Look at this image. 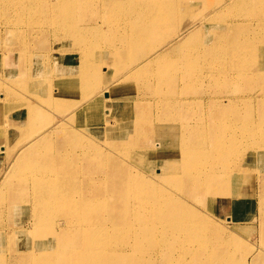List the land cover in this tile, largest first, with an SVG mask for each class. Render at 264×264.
Here are the masks:
<instances>
[{"label": "rangeland", "instance_id": "1", "mask_svg": "<svg viewBox=\"0 0 264 264\" xmlns=\"http://www.w3.org/2000/svg\"><path fill=\"white\" fill-rule=\"evenodd\" d=\"M115 1L0 0V264H60L57 252L68 251L71 255H63L71 262L62 264H89L95 258L110 260L118 242L132 252L141 245L151 247L153 235L137 237L131 229L137 222L134 213L140 209L134 210L135 196L145 199L141 208L148 222L161 219L172 229L178 244L174 259L191 260L185 250L191 244L204 247L201 242L206 240L208 255L223 259L224 264H264V71H260L264 57L259 53L264 48V0H150V7L143 4L147 0H138L136 10H128L132 8L128 0H121L125 14L122 7L115 8ZM173 8L176 17L165 15ZM156 11L158 19L151 16L150 26H154L149 33L141 29L142 23L133 22L141 12L140 17ZM192 30L196 36L185 42L187 31ZM177 33L172 44L178 49L165 59H153L169 49L171 35ZM206 43L214 45L205 53L201 49ZM137 63L135 70L132 66ZM68 64L79 70L66 71L72 72L70 77L75 74L80 85L59 97L54 83ZM24 68L29 70L25 76L19 74ZM105 88L114 91L112 115L106 111L111 102L104 103V94H100ZM74 94H80L85 104L81 118L70 113ZM229 96L238 100L230 101ZM218 99L223 102L216 103ZM27 101L36 103L40 113L19 124L28 114L27 108L21 109ZM184 143H190V153H181ZM198 175L205 179L195 180ZM231 191L242 193L234 200L245 203L234 214L248 213L250 207L252 212V217L245 213L236 220L238 227L225 218L231 202L218 215L212 210V197ZM161 201L168 205L160 210L152 205ZM189 205L199 209L204 219L199 217L191 229L181 232L180 212ZM71 208L74 212L69 214ZM36 223H40L42 236L33 234ZM221 225L230 233L221 231L217 227ZM85 226L95 228L85 230ZM24 228L32 235L24 237L18 232ZM37 237L50 245L40 246ZM90 237L100 241L98 248L86 247ZM163 263L162 256L135 262Z\"/></svg>", "mask_w": 264, "mask_h": 264}, {"label": "bare ground", "instance_id": "2", "mask_svg": "<svg viewBox=\"0 0 264 264\" xmlns=\"http://www.w3.org/2000/svg\"><path fill=\"white\" fill-rule=\"evenodd\" d=\"M152 1V0H151ZM165 1V0H164ZM211 1V0H210ZM241 1H243V2H245L246 0H238V2H241ZM19 2V1H18ZM104 2H106V1H104ZM121 2V3H120ZM140 2V1H139ZM139 2H138V0H128V3L127 4H129L130 5V7H132V8H128V10L130 9V10H136L135 9V7L137 6V5H139ZM176 2V1H175ZM180 2V1H179ZM222 2V1H221ZM226 2V1H225ZM0 3H2V2H0ZM11 3V2H10ZM107 3H111V2H107ZM115 4H113L114 6H115V8L116 9H119L120 7H122V10H123V14H125V5H123V1H121V0H117V2L115 1L114 2ZM161 3V2H160ZM203 3V2H202ZM27 4V3H26ZM143 4H145L146 6H148V7H150V5L149 4H151L150 3V0H147V1H144V3ZM181 4V3H180ZM220 4V3H219ZM226 4V3H225ZM224 4V5H225ZM229 4V3H228ZM12 5V4H11ZM205 5V4H204ZM209 5V4H208ZM223 5V6H224ZM2 6H4L3 4H2ZM71 6V5H70ZM99 5H97V7H98ZM206 6V5H205ZM213 7V6H212ZM114 8V7H113ZM205 8H207V7H205ZM218 8H220V7H218ZM21 8H19V10H20ZM96 9V8H95ZM215 9V8H214ZM217 9V8H216ZM4 10H6V9H4ZM57 10V9H56ZM111 10V9H110ZM146 10V9H145ZM161 10V9H160ZM210 10V9H209ZM253 10V9H252ZM251 10V11H252ZM3 11V10H2ZM12 11V10H11ZM105 11V10H104ZM176 11H177V9L175 10L174 8H173V10H168V11H166V14L165 15H167L168 17L170 16V15H173L174 17H176L175 16V14H176ZM219 11V10H218ZM236 11V10H235ZM89 12H91V11H89ZM111 12V11H110ZM112 12H114V11H112ZM140 12V11H139ZM138 12V13H139ZM202 12H203V10H202ZM24 13V12H23ZM59 13V12H58ZM96 13V12H95ZM105 13H106V11H105ZM107 13H109V11L107 12ZM142 13V12H141ZM141 13H139L140 15H141ZM148 13V14H147ZM153 13V14H152ZM146 12L145 13V15H142L141 17H140V15L139 16H136L134 19H133V22H136V23H142L143 24V28H141L142 30H146V32L147 33H149L150 31H151V29L153 28V26L151 27L150 26V21H151V16H154V17H152L153 19H158V13L159 12H155V14H154V12ZM175 13V14H174ZM178 13V12H177ZM216 13V12H215ZM245 13V12H244ZM25 14V13H24ZM97 14V13H96ZM135 14V13H134ZM12 15V14H11ZM37 15V14H36ZM130 15V14H129ZM203 15V14H202ZM214 15V14H213ZM243 15V14H242ZM260 15H262V14H260ZM14 16V15H13ZM50 16V15H49ZM113 16V15H112ZM6 17H7V15H6ZM45 17V16H44ZM120 17V16H119ZM131 17V16H130ZM4 18V17H3ZM8 18V17H7ZM92 18V17H91ZM110 18V17H109ZM159 18H160V16H159ZM120 19V18H119ZM130 19V18H129ZM263 19V18H262ZM261 19V20H262ZM115 20V19H114ZM205 20V19H204ZM44 21V20H43ZM112 21H113V18H112ZM117 21H118V18H117ZM121 21V20H120ZM1 22V21H0ZM4 22V21H3ZM51 22V21H50ZM208 23H210L209 21H207ZM206 22V23H207ZM231 22V21H230ZM9 23V22H8ZM22 23V22H21ZM79 23V22H78ZM113 23V22H112ZM117 23V22H116ZM119 23V22H118ZM205 23V22H204ZM205 23V24H206ZM207 23V24H208ZM225 23V22H224ZM7 24V23H6ZM87 24V23H86ZM131 24V23H130ZM154 24H156V23H154ZM222 24H223V22H222ZM226 24V23H225ZM236 24V23H235ZM257 24V23H256ZM21 25V24H20ZM26 25H27V23H26ZM51 25V24H50ZM79 25V24H78ZM117 25V24H116ZM119 25V24H118ZM127 25V24H126ZM39 26V25H38ZM261 26V25H260ZM4 27V26H3ZM9 27V26H8ZM19 27V26H18ZM93 27V26H92ZM114 27V26H113ZM119 27V26H118ZM190 27H192V26H190ZM257 27V26H256ZM264 27V26H263ZM25 28V27H24ZM46 28V27H45ZM128 28V27H127ZM249 28H251V27H249ZM253 28V27H252ZM22 29V28H21ZM30 29V28H29ZM95 29V28H94ZM187 29V28H186ZM186 29H185V31H186ZM189 29V28H188ZM192 29V28H191ZM23 30V29H22ZM115 30H117V29H115ZM172 30V29H171ZM196 30V29H195ZM204 30V29H203ZM213 30V29H212ZM256 30V29H255ZM82 31V30H81ZM102 31V30H101ZM113 31V30H112ZM214 31V30H213ZM247 31V30H246ZM258 31V30H257ZM262 31H264V30H262ZM22 32V31H21ZM28 32V31H27ZM120 32V31H119ZM118 32V33H119ZM174 32H175V30H174ZM188 33H187V35H186V39H185V42H188V41H190L194 36H196V35H194L195 34V31H187ZM244 32V31H243ZM15 33V32H14ZM39 33V32H38ZM83 33V32H82ZM96 33V32H95ZM176 33V32H175ZM222 33V32H221ZM29 34V33H28ZM65 34V33H64ZM88 34V33H87ZM128 34V33H127ZM91 35V34H90ZM171 35V34H170ZM248 35V34H247ZM11 36V35H10ZM31 36V35H30ZM50 36V35H49ZM94 36V35H93ZM109 36V35H108ZM132 36V35H131ZM160 36V35H159ZM172 36V38L169 40V42L168 43H173V40L176 38V36H179V34L177 33V34H173V35H171ZM170 36V37H171ZM219 36V35H218ZM259 36V35H258ZM263 36V35H262ZM12 37V36H11ZM111 37V36H110ZM118 37H120V36H118ZM169 37V38H170ZM250 37V36H249ZM9 38V37H8ZM13 38V37H12ZM48 38V37H47ZM90 38V37H89ZM95 38H96V36H95ZM263 38V37H262ZM115 39V38H114ZM245 39V38H244ZM249 39V38H248ZM252 39H253V37H252ZM12 40V39H11ZM167 40V39H166ZM187 40V41H186ZM254 40V39H253ZM256 41V40H255ZM259 41H260V39H259ZM55 42V41H54ZM180 42H181V40H180ZM193 42V41H192ZM209 42V41H208ZM216 42V41H215ZM214 42V43H215ZM225 42V41H224ZM229 42V41H228ZM254 42V41H253ZM9 43V42H8ZM56 43V42H55ZM94 43H95V39H94ZM94 43H93V45H94ZM107 43V42H106ZM176 43H177V40H176ZM184 43V42H183ZM190 43V42H189ZM214 43L212 44V43H206L205 45H204V47H203V50L201 49V51H204L205 53L207 52V50H209L210 48H212L213 47V45H214ZM18 44V43H17ZM89 44H91V43H89ZM101 44V43H100ZM128 44V43H127ZM165 44V43H164ZM163 44V45H164ZM185 44V43H184ZM204 44V43H203ZM215 44H217V43H215ZM99 45V44H98ZM183 44L181 43L180 45H178V46H182ZM191 45H192V43H191ZM261 45V44H260ZM97 46V45H96ZM162 46V45H161ZM195 46H197V45H195ZM229 46V45H228ZM22 47V46H21ZM29 47V46H28ZM44 47V46H43ZM163 47V46H162ZM201 47V46H200ZM224 47V46H223ZM95 48V47H94ZM81 49V48H80ZM91 49V48H90ZM160 49V48H159ZM176 49H178L177 47H176V45H175V42H174V44H172L171 46H169V49H167L166 51H165V53H159L158 52V54H156L154 57H153V59L154 58H156V59H158V60H161V59H165L169 54H171V53H173V51H175ZM182 49H183V47H182ZM192 49V48H191ZM47 50V49H46ZM50 50V49H49ZM95 50H96V48H95ZM122 50V49H121ZM163 50V49H162ZM193 50V49H192ZM35 51V50H34ZM117 51V50H116ZM191 51V50H190ZM233 51V50H232ZM237 51V50H236ZM241 51V50H240ZM249 51V50H248ZM36 52H38V51H36ZM49 52H51V51H49ZM70 52V51H69ZM89 52V51H88ZM212 52H214V51H212ZM231 52V51H230ZM234 52V51H233ZM45 53V52H44ZM62 53V52H61ZM123 53V52H122ZM259 53L260 54H262L263 55V57H264V48L263 49H259ZM152 54H153V52H152ZM182 54V53H181ZM194 54V53H193ZM227 54V53H226ZM247 54V53H246ZM245 54V55H246ZM42 55V54H41ZM116 55V54H115ZM190 55V54H189ZM240 55V54H239ZM244 55V54H243ZM245 55H244V57H245ZM23 56H24V54H23ZM45 56H46V54H45ZM174 56V55H173ZM177 56V55H176ZM199 56V55H198ZM238 56V55H237ZM35 57V56H34ZM33 57V58H34ZM49 57V56H48ZM116 57V56H115ZM22 58V57H21ZM29 58V57H28ZM52 58V57H51ZM149 58V57H148ZM147 58V59H148ZM223 58V57H222ZM228 58V57H227ZM236 58V57H235ZM9 58H5L4 60L6 61V60H8ZM37 59V58H36ZM95 59V58H94ZM186 59V58H185ZM196 59V58H195ZM200 59V58H199ZM237 59V58H236ZM34 60V59H33ZM47 60V59H46ZM48 60H50V59H48ZM54 60V59H53ZM90 60H92V58L90 59ZM97 60V59H96ZM95 60V61H96ZM152 59H150L149 58V61H151ZM178 60V59H177ZM187 60H189V59H187ZM186 60V61H187ZM238 60V59H237ZM176 61V60H175ZM194 61V60H193ZM220 61V60H219ZM39 62V61H38ZM52 62V61H51ZM156 62V61H155ZM163 62V61H162ZM227 62V61H226ZM240 62V61H239ZM248 62V61H247ZM7 63V62H6ZM15 63V62H14ZM47 63V62H46ZM143 63V62H142ZM228 63V62H227ZM18 64V63H17ZM51 64V63H50ZM54 64V63H53ZM70 64V63H69ZM68 64V65H69ZM220 64H222V63H220ZM249 64H251V63H249ZM37 65V64H36ZM39 65V64H38ZM42 65V64H41ZM190 65V64H189ZM239 65V64H238ZM26 66V65H25ZM57 66H59V64H57ZM78 66V65H77ZM139 66V64L137 63V64H135L134 66H132V68L134 69L135 68V70H136V68ZM143 66H144V64H143ZM232 66V65H231ZM49 67V66H48ZM104 67H106V69H105V71L104 72H107V66H104ZM189 67V66H188ZM192 67V66H191ZM249 66H247V68H248ZM261 67V69H260V71H264L263 69H264V65H261L260 66ZM18 68H19V65H18ZM44 68V67H43ZM140 68H142V66L140 67ZM139 68V69H140ZM150 68V67H149ZM227 68V67H226ZM232 68V67H231ZM48 69V68H47ZM67 69H71L72 71H74L75 70V72L74 73H76L77 71H79V70H77L76 69V67L74 66L73 67V65H72V67L69 65V67L68 68H66L65 70H63L62 71V74H61V76H59V78L57 79V81L54 83L55 84V91H56V94L55 95H59V97L61 96V97H63L65 94H69V92H71V91H69V90H67V89H76V86L78 87L79 85H80V81H79V78L74 74V76H72V77H70L69 76V73H72V72H70V71H66ZM138 69V68H137ZM146 69V68H145ZM193 69V68H192ZM228 69V68H227ZM230 69V68H229ZM245 69V68H244ZM249 69V68H248ZM56 70H58V69H56ZM177 70V69H176ZM200 70V69H199ZM207 70V69H206ZM209 70V69H208ZM231 70V69H230ZM40 72H42L41 70H39ZM48 71V70H47ZM47 71H45L46 72V74L48 73ZM66 71V72H65ZM223 71V70H222ZM226 71V70H225ZM21 73H19L20 75H23V76H25V75H27V73L29 72V70H28V68H24L22 71H20ZM55 72V71H54ZM152 72V71H151ZM178 72V71H177ZM245 72V71H244ZM44 73V72H43ZM58 73V72H57ZM65 73H68V74H65ZM113 73V72H112ZM128 73H130V72H128ZM143 73V72H142ZM146 73V72H145ZM167 73H170V72H167ZM175 73V72H174ZM36 74H37V72H36ZM35 74V75H36ZM48 74H50V73H48ZM47 74V75H48ZM56 74V73H55ZM132 74V73H131ZM136 74V73H135ZM230 74V73H229ZM235 74V73H234ZM251 74H253V73H251ZM130 75V74H129ZM149 75V74H148ZM154 75V74H153ZM153 75H152V77H153ZM237 76V75H236ZM22 77V76H21ZM120 77V76H119ZM138 77V76H137ZM175 76H173V78H174ZM177 77V76H176ZM175 77V78H176ZM42 78V77H41ZM115 78V77H114ZM121 78V77H120ZM77 79V80H76ZM196 79V78H195ZM233 79V78H232ZM242 79V78H241ZM45 81H44V86H45V82H46V79H44ZM123 80V79H122ZM156 80V79H155ZM159 80V79H158ZM157 80V81H158ZM181 80V79H180ZM240 80V79H239ZM23 81V80H22ZM246 81V80H245ZM257 81V80H256ZM127 82V81H126ZM126 82H124V83H126ZM129 82V81H128ZM127 82V83H128ZM254 82V81H253ZM19 83V82H18ZM17 83V84H18ZM21 83V82H20ZM19 83V84H20ZM30 83V82H29ZM48 83V82H47ZM115 83V82H114ZM133 83H134V81H133ZM175 83V82H174ZM177 83V82H176ZM211 83H213V82H211ZM22 84V83H21ZM38 85H39V82L37 83ZM106 84V83H105ZM119 84V83H118ZM131 84V83H130ZM148 84V83H147ZM154 84V83H153ZM208 84V83H207ZM236 84V83H235ZM245 84V83H244ZM37 85V86H38ZM114 85V84H113ZM125 85V84H124ZM179 85V84H178ZM212 85V84H211ZM260 85V84H259ZM37 86H35V87H37ZM100 86V85H99ZM112 86V85H111ZM175 86V85H174ZM218 86V85H217ZM263 86V85H262ZM115 87V86H114ZM238 87V86H237ZM256 87V86H255ZM48 88V87H47ZM109 88V87H108ZM173 88V87H172ZM175 88V87H174ZM261 88V87H260ZM79 89V88H78ZM177 89H179V88H177ZM203 89V88H202ZM210 89V88H209ZM253 89V88H252ZM20 90V89H19ZM41 90V89H40ZM232 90V89H231ZM69 91V92H68ZM76 90H74L73 92H75ZM209 91V90H208ZM114 92V91H113ZM113 92H112V90L111 89H102V93H100V94H104V97H105V100H103L104 101V103H106V102H111V106H110V108L108 109H106V111L108 110V114H110V115H112L113 113H114V108H115V106H116V102H114V94H113ZM164 92V91H163ZM178 92V91H177ZM232 92H233V90H232ZM255 92V91H254ZM44 94V93H43ZM99 94V93H98ZM149 94V93H148ZM161 94V93H160ZM230 94V93H229ZM254 94V93H253ZM27 95V94H26ZM39 95V94H38ZM75 95V94H74ZM244 95V94H243ZM32 96V95H31ZM98 96V95H97ZM101 96V95H100ZM142 96V95H141ZM140 96V97H141ZM221 96V95H220ZM237 96H238V94H237ZM255 96V95H254ZM261 96V95H260ZM24 97H26V96H24ZM29 97V96H28ZM37 97V96H36ZM35 97V98H36ZM52 97H54V94L52 95ZM93 97H95V96H92V98ZM102 97V96H101ZM120 97V96H119ZM168 97V96H167ZM201 97V96H200ZM216 97V96H215ZM30 98V97H29ZM42 98V97H41ZM40 98V99H41ZM75 98H76V101L73 103L74 104V106L72 107V109H71V111H70V113L72 114V115H77V117H79V118H81V116H82V111H83V104L84 103H82V101H81V98H80V94L79 95H75ZM91 98V99H92ZM154 98V97H153ZM156 98V97H155ZM229 98V100L230 101H232V100H238V99H235V98H233L232 96L230 97H228ZM237 98H240V97H237ZM244 98V96L241 98V99H243ZM192 99V98H191ZM206 99V98H205ZM204 99V100H205ZM261 99V98H260ZM94 100V99H93ZM92 100V101H93ZM95 100H96V98H95ZM176 100V99H175ZM211 100V99H210ZM218 101H221V102H223V99L221 100V99H218L217 101H216V103L218 102ZM254 101V100H253ZM3 102V101H2ZM37 102V101H36ZM135 102V101H134ZM182 102V101H181ZM210 102V101H209ZM236 102V101H235ZM241 102V101H240ZM38 103V102H37ZM44 103V102H43ZM158 103V102H157ZM169 103V102H168ZM226 103V102H225ZM260 103V102H259ZM120 104V103H119ZM131 104V103H130ZM137 104V103H136ZM143 104V103H142ZM151 104V103H150ZM207 104V103H206ZM211 104V103H210ZM253 104H256V103H253ZM85 105V104H84ZM107 105V104H106ZM135 105V104H134ZM145 105V104H144ZM172 105V104H171ZM127 106V105H126ZM141 106V105H140ZM164 106V105H163ZM179 106V105H178ZM261 106V105H260ZM147 107V106H146ZM150 107V106H149ZM157 107V106H156ZM158 107H159V105H158ZM172 107H174V106H172ZM257 107V106H256ZM23 108V109H22ZM27 108V112H28V114L26 115V116H23V118H21L20 120H18V122L17 123H19V124H21L22 122H24V121H26V120H33L34 118H36V116L40 113V107H38L37 105H36V103H34V102H30V101H27L26 103H25V105H23L22 107H21V109L22 110H25ZM118 108V107H117ZM123 108V107H122ZM121 108V109H122ZM125 108V107H124ZM242 108H244V107H242ZM261 108V107H260ZM85 109V108H84ZM120 109V110H121ZM156 109V108H155ZM182 109V108H181ZM126 110H128V108L126 109ZM134 110V109H133ZM137 110V109H136ZM215 110V109H214ZM20 111V109L18 110V112ZM103 111V110H102ZM122 111V110H121ZM139 111V110H138ZM146 111V110H145ZM152 111V110H151ZM160 111V110H159ZM165 111V110H164ZM177 111V110H176ZM249 111V110H248ZM141 112V111H140ZM215 112V111H214ZM262 112V111H261ZM43 113H44V111H43ZM143 113V112H142ZM150 113H152V112H150ZM172 113H173V111H172ZM178 113V112H177ZM259 113V112H258ZM69 114V113H68ZM122 114V113H121ZM146 114V113H145ZM149 114V113H148ZM9 115V114H8ZM44 115H45V113H44ZM136 115H137V113H136ZM160 115V114H159ZM179 115V114H178ZM184 115V114H183ZM22 116V115H21ZM166 116V115H165ZM145 117H146V115H145ZM149 117V116H148ZM151 117V116H150ZM184 117V116H183ZM240 117V116H239ZM238 117V118H239ZM78 118V119H79ZM154 118V117H153ZM237 118V117H236ZM244 118V117H243ZM58 120H60V118H57ZM63 119V118H62ZM183 119V118H182ZM132 120V119H131ZM178 120H180V119H178ZM61 121V120H60ZM60 121H58V122H60ZM63 121V120H62ZM151 121H152V119H151ZM57 122V123H58ZM134 122V121H133ZM179 122V121H178ZM220 122V121H219ZM253 122H255V121H253ZM112 123V122H111ZM59 124H61V123H58V126H59ZM181 124V123H180ZM250 124V123H249ZM107 125V124H106ZM133 125H134V123H133ZM26 126V125H25ZM163 126V125H162ZM108 127V126H107ZM216 127V126H215ZM214 127V128H215ZM53 128H55V127H53ZM106 128V127H105ZM211 128V127H210ZM181 129V128H180ZM183 129V128H182ZM48 130V129H47ZM163 130V129H162ZM165 130V129H164ZM184 130V129H183ZM46 131V130H45ZM219 131V130H218ZM168 132V131H167ZM181 132V131H180ZM194 132V131H193ZM35 133V132H34ZM36 133H38V132H36ZM35 133V134H36ZM41 133H43V132H41ZM40 134V133H39ZM240 134V133H239ZM76 135L78 136V138H79V140L81 139V135L79 134V133H76ZM193 135V134H192ZM175 136V135H174ZM199 136V135H198ZM237 136V135H236ZM190 137V136H189ZM260 137V136H259ZM71 138V137H70ZM77 138V139H78ZM196 138V137H195ZM208 138H210V137H208ZM258 138V137H257ZM261 138V137H260ZM26 139V138H25ZM24 139V140H25ZM193 139V138H192ZM23 140V141H24ZM27 141V140H26ZM180 141V140H179ZM196 141V140H195ZM223 141V140H222ZM30 142V141H29ZM28 142V143H29ZM129 142V141H128ZM183 142V141H182ZM201 142H203V141H201ZM214 142V141H213ZM217 142V141H216ZM20 143V142H19ZM192 143V142H191ZM23 144V143H22ZM123 144H125V143H123ZM161 144V143H160ZM190 144V143H189ZM189 144H183V146H181L180 147V151H181V153H190V150L188 149V147L190 146ZM198 144V143H197ZM128 145V144H127ZM189 145V146H188ZM206 145V144H205ZM18 147H19V145H17ZM34 145H32L31 147H33ZM124 146V145H123ZM130 147V146H129ZM134 147V146H133ZM132 147V148H133ZM210 147V146H209ZM26 147H24V149H25ZM95 148V147H94ZM124 148H127L126 146L124 147ZM150 148V147H149ZM195 148V147H194ZM203 148V147H202ZM28 149V148H27ZM77 149V148H76ZM91 149V148H90ZM138 149V148H137ZM20 150V149H19ZM18 150V151H19ZM189 150V151H188ZM143 153H144V151H143ZM146 156V155H145ZM75 158H76V156H74ZM81 158V157H80ZM262 158V157H261ZM260 158V159H261ZM82 159V158H81ZM212 159V158H211ZM219 159V158H218ZM144 160H146V159H144ZM143 160V161H144ZM147 160H150V159H147ZM67 161V160H66ZM82 163H83V160L81 161ZM87 162V161H86ZM56 163H58V162H56ZM142 163V162H141ZM140 163V164H141ZM200 163V162H199ZM211 163V162H210ZM124 164V163H123ZM138 164V163H137ZM136 164V165H137ZM212 164V163H211ZM248 164H250V163H248ZM63 165V164H62ZM69 165V164H68ZM67 165V166H68ZM135 165V166H136ZM170 166H171V164H169ZM26 166V165H25ZM202 166V165H201ZM23 167V166H22ZM62 167V166H61ZM141 167V166H140ZM144 167V166H143ZM149 167H150V165H149ZM167 167V166H166ZM197 166H195L194 168H196ZM206 167V166H205ZM59 168V167H58ZM65 168V167H64ZM241 168V167H240ZM63 169V168H62ZM72 169V168H71ZM135 169V168H134ZM148 169V168H147ZM21 170H22V168H21ZM64 170V169H63ZM74 170V169H73ZM125 170V169H124ZM148 170H150V169H148ZM56 171V170H55ZM61 171V170H60ZM86 171V170H85ZM168 171V170H167ZM172 171V170H171ZM193 171V170H192ZM21 172V171H20ZM30 172V171H29ZM73 171H70L69 173H72ZM150 172V171H149ZM240 172V171H239ZM242 172V171H241ZM151 173V172H150ZM155 173V172H154ZM167 173V172H166ZM194 173V172H193ZM26 174V173H25ZM73 174V173H72ZM70 175V174H69ZM79 175V174H78ZM121 175V174H120ZM132 175V174H131ZM243 175V174H242ZM199 177L198 178H195V180H197V179H199V180H204L205 178H204V176L203 175H198ZM235 176H236V174H235ZM228 177V176H227ZM238 177V176H237ZM244 177V176H243ZM68 178H70V176H68ZM242 178V177H241ZM33 179V178H32ZM62 179V178H61ZM111 179V178H110ZM234 179H236L235 177H234ZM72 180V179H71ZM229 180V179H228ZM192 181V180H191ZM67 182V181H66ZM107 182V181H106ZM32 183V182H31ZM124 183H125V181H124ZM196 183V182H195ZM26 184V183H25ZM239 184V183H238ZM125 185H126V183H125ZM198 185V184H197ZM240 185V184H239ZM70 186V185H69ZM214 186V185H213ZM47 187V186H46ZM45 187V188H46ZM62 187V186H61ZM96 187V186H95ZM167 187V186H166ZM194 187H196V186H194ZM73 188V187H72ZM121 188V187H120ZM218 188V187H217ZM240 188V187H239ZM67 189V188H66ZM77 189V188H76ZM126 189V188H125ZM195 188H193V190H194ZM47 190V189H46ZM115 190V189H114ZM201 190V189H200ZM203 190V189H202ZM225 190H226V188H225ZM42 191V190H41ZM49 191V190H48ZM63 191V190H62ZM228 191V190H227ZM93 192V191H92ZM123 192H124V190H123ZM193 192V191H192ZM215 192V191H214ZM41 193V192H40ZM39 193V194H40ZM121 193V192H120ZM125 193V192H124ZM194 193V192H193ZM195 193H196V191H195ZM199 193H200V191H199ZM206 193V192H205ZM230 194H226V193H223L224 194V196L223 197H216L215 196V198H213L212 197V199H211V203H212V210L214 211V214H216V215H218V213L217 212H223L224 210L223 209H221V208H223V207H225V204H227L228 202H231L232 203V206H230L229 207V210L227 211V213H225V215H226V217L225 218H227V219H229V220H232L233 221V223H236V224H234L235 225V227H238V226H236L237 225V222H236V220H240L241 218H243V216L245 215V213L246 212H241V214H240V212H238L239 213V215H236V214H234L235 212H234V210L235 209H238V208H240V206H241V204H243L244 202L243 201H241V199L240 200H234V198H237V197H239V196H241L242 195V193H239V191H234V192H229ZM84 194V193H83ZM130 194V193H129ZM187 194H188V191H187ZM213 194V193H212ZM237 194L239 195V196H237ZM67 195V194H66ZM72 195V194H71ZM124 195V194H123ZM179 195V194H178ZM189 195V194H188ZM187 195V196H188ZM217 195V194H216ZM84 196V195H83ZM82 197V196H81ZM87 197V196H86ZM104 197V196H103ZM184 197V196H183ZM191 197V196H190ZM41 198V197H40ZM39 198V199H40ZM148 198V197H147ZM185 198V197H184ZM196 198V197H195ZM198 198H202V197H199L198 196ZM68 199V198H67ZM120 199V198H119ZM128 199V198H127ZM132 199V198H131ZM135 200L134 201H132V203H133V207H134V210L136 209H138L139 207H140V209L138 210V211H136L137 212V215L134 213V216H135V218H137V219H135L134 221L136 222V220H137V222L136 223H133V225L131 226V229H132V231H133V233L134 234H136L137 235V237H138V235H144V234H151V235H153L154 236V240L152 241L153 243L151 244V247H152V249H151V247H148L147 245H141V247L139 248V249H137V251H134V252H132L133 250H128V251H126L125 249H123V248H125V247H123L122 248V246H123V244L121 243V242H118V243H116L115 244V246H114V249L113 250H111V251H113V256H112V258L110 259V260H104V259H100V258H95V259H92V260H90V263L89 264H124V263H122V261L124 260V261H126V262H128L129 264H135V262H138V263H141V262H145L146 260H148L149 259V257H152L154 260H155V257L157 256H162L163 258H164V263L163 264H224V262H222L223 261V259H221V258H218V257H216V256H210V255H208V254H210L209 253V251H207V241L205 240L204 242H201L202 244H203V246L204 247H195V246H192V244H191V246L189 247V249H186L185 251L187 252V253H189L191 256H192V259L190 260H184V261H182V260H180V261H178V260H176V259H174L173 258V254H175L177 251H176V248L178 247V244H176V242H177V239H175L174 241H173V237H175V234L174 233H170V231L172 230V229H169V226L167 225V223L166 224H164L165 222L164 221H162L161 219H159V222H148L147 221V219H146V212H145V208H141V207H145L144 205V201H145V199L144 198H141V200H140V197L139 196H135V198H134ZM150 199V198H149ZM194 199V198H193ZM203 199V198H202ZM94 200V199H93ZM130 200V199H129ZM196 200V199H195ZM243 200V199H242ZM64 201V200H63ZM111 201V200H110ZM124 201V200H123ZM88 202V201H87ZM108 202V201H107ZM250 202H252V200L250 201ZM77 203H79V201H77ZM97 203V202H96ZM198 203V202H197ZM170 204V203H169ZM183 204V203H182ZM245 204V203H244ZM54 205V204H53ZM108 205V204H107ZM120 205V204H119ZM155 208H159V210L161 209V208H165L167 205H168V201H164V202H155L154 204H152ZM94 206V205H93ZM122 206V205H121ZM183 206V205H182ZM186 206V205H185ZM204 206V205H203ZM206 206V205H205ZM80 207V206H79ZM78 207V208H79ZM101 207V206H100ZM111 207V206H110ZM117 207V206H116ZM132 207V206H131ZM149 207V206H148ZM189 207H191L190 205H189ZM248 207H250L249 205H248ZM70 208V207H69ZM77 208V209H78ZM84 208H85V206H84ZM95 208V207H94ZM97 208H98V205H97ZM187 208V207H186ZM131 209H133V208H131ZM249 209H251V207L249 208ZM249 209L247 208V210H248V213H246L247 214V216H250V217H252V212H249ZM134 210H133V212H134ZM199 210V209H198ZM198 210H195V209H193L192 207L191 208H187V209H185V212H180V219H181V217H182V219L184 220V222H183V224L181 225V226H179L178 227V230H180L181 232H183V231H185V230H187V229H191V225H192V223H194L195 221H196V219H199V217L200 218H202V216L199 214V212H198ZM62 211V210H61ZM75 211H78V210H75ZM84 211V210H83ZM88 211V210H87ZM239 211V210H238ZM74 212V209H72L71 208V210H70V212H69V214H72ZM82 212V211H81ZM109 212V211H108ZM114 212V211H113ZM112 212V213H113ZM56 213V212H55ZM89 213V212H88ZM93 213V212H92ZM111 213V214H112ZM115 213V212H114ZM98 214H101V213H98ZM204 214V213H203ZM47 215V214H46ZM89 215V214H88ZM115 215V214H114ZM178 215V214H177ZM205 215V214H204ZM127 216V215H126ZM253 216L255 217V215L253 214ZM71 217V216H70ZM89 217H91V215L89 216ZM117 217V216H116ZM57 218V217H56ZM74 218H76V217H74ZM85 218V217H84ZM96 218V217H95ZM119 218V217H118ZM129 218V217H128ZM139 218V219H138ZM100 219V218H99ZM124 219V218H123ZM202 219H204V218H202ZM208 219V218H207ZM55 220V219H54ZM67 220V219H66ZM77 220V219H76ZM112 220V219H111ZM120 220V219H119ZM129 220V219H128ZM58 221V220H57ZM85 221V220H84ZM105 222V221H104ZM129 222V221H128ZM205 222H206V227H207V229H209L210 228V226H209V224H208V220H205ZM46 224V223H45ZM87 224V223H86ZM129 224V223H128ZM63 225V224H62ZM118 225V224H117ZM121 225V224H120ZM124 225H126V224H124ZM233 225V226H234ZM98 226V225H97ZM130 226V225H129ZM196 226H198V225H196ZM222 226V225H221ZM22 227V226H21ZM39 227H40V223L38 224V223H36V224H34V230H35V232L33 233V234H35L34 236H37L38 234V236H40L41 234H40V232H39ZM53 227V226H52ZM62 227V226H61ZM70 227V226H69ZM118 227V226H117ZM121 227V226H120ZM201 227H203V226H201ZM218 228H220V230H221V228L223 229V230H221V231H225V232H227V233H230L227 229H229V228H227V226L226 225H223L222 227H220V226H217ZM217 227H214V229L216 228L217 229ZM85 228V230H94L93 228H95V227H92V226H85L84 227ZM109 228V227H108ZM115 228V227H114ZM123 228V227H122ZM204 228V227H203ZM32 229V230H33ZM103 229V231H104V226H100V229L99 230H102ZM176 229V228H175ZM174 229V230H175ZM213 229V228H212ZM211 229V230H212ZM40 230H41V228H40ZM62 230V229H61ZM118 230V229H117ZM193 230V229H192ZM191 230V231H192ZM203 230V229H202ZM231 230V229H230ZM53 231V230H52ZM60 231V230H59ZM127 231V230H126ZM20 234H23L24 235V237L26 236H30V235H32V233L31 232H28V229L27 230H25V228L24 229H21V230H19L18 231ZM54 232V231H53ZM112 232H114V231H112ZM122 232V231H121ZM203 232V231H202ZM216 232V231H215ZM232 232V231H231ZM204 233V232H203ZM61 234V233H60ZM120 234V233H119ZM216 234V233H215ZM218 234V233H217ZM50 235V234H49ZM79 235V234H78ZM203 235V234H202ZM210 235V234H209ZM42 236V235H41ZM44 236V235H43ZM80 236V235H79ZM78 236V237H79ZM111 236V235H110ZM115 236V235H114ZM119 236V235H118ZM190 236V235H189ZM218 236V235H217ZM229 236V235H228ZM21 237V236H20ZM54 237H55V235H54ZM133 237V236H132ZM215 237V236H214ZM222 237V236H221ZM17 238H19V237H17ZM37 238H40V237H37ZM43 238V237H42ZM176 238V237H175ZM195 238V237H194ZM229 238V237H228ZM227 238V239H228ZM72 239V238H71ZM95 237H90L89 239H87L86 241H85V245H86V247H90V250H92V249H95V248H98L99 246H100V241H98V239H96ZM130 239V238H129ZM139 239H140V237H139ZM189 239V238H188ZM208 239V238H207ZM216 239V238H215ZM231 239V238H230ZM41 240V238L38 240L39 242L38 243H40V246H42V247H48L50 244H49V241H46V239L45 240H43V241H40ZM77 240H78V238H77ZM76 240V241H77ZM131 240V239H130ZM173 241V242H172ZM189 241V240H188ZM203 241V240H202ZM216 241V240H215ZM226 241V240H225ZM59 242V241H58ZM36 243V242H35ZM55 243V242H54ZM108 243V242H107ZM113 243V242H112ZM128 243V242H127ZM188 244H189V242H187ZM200 243V244H201ZM218 243V242H217ZM19 244V243H18ZM114 244V243H113ZM129 244H131V242L129 243ZM184 244V243H183ZM185 244H186V242H185ZM195 244V243H194ZM228 244V242L226 243V245ZM54 245V244H53ZM127 245V244H126ZM214 245V244H213ZM221 245V244H220ZM58 246V245H57ZM65 246H67V245H65ZM103 246H106V247H108V245H103ZM131 246V245H130ZM150 246V245H149ZM199 246V245H198ZM228 246V245H227ZM21 247H22V245H21ZM51 247V246H50ZM52 248V247H51ZM77 248V247H76ZM187 248V247H186ZM19 249V248H18ZM17 249V250H18ZM25 249V248H24ZM110 249V248H109ZM158 249H160V250H158ZM230 249H231V247H230ZM239 250V249H238ZM36 251V250H35ZM52 251V250H51ZM96 251V250H95ZM184 251V252H185ZM240 251V250H239ZM48 252H49V250H48ZM66 252V251H65ZM57 253H59V259H60V264H62L63 262H71V261H69V260H71V258L69 257V260H67V254L68 255H71V253L68 251V253L66 254V253H63V254H66V255H63L62 253H60V252H57ZM26 254V253H25ZM203 254H205L204 256H203ZM207 254V255H206ZM21 255V254H20ZM196 255H202V256H200V257H197ZM18 256V255H17ZM29 256H30V254H29ZM21 257V256H20ZM239 257V256H238ZM23 258V257H22ZM225 258V257H224ZM184 259V258H183ZM226 259V258H225ZM242 262V261H241ZM244 262V261H243ZM29 264V263H28ZM33 264V263H32ZM70 264V263H69ZM73 264H78V263H76L75 261H73ZM242 264V263H241Z\"/></svg>", "mask_w": 264, "mask_h": 264}]
</instances>
